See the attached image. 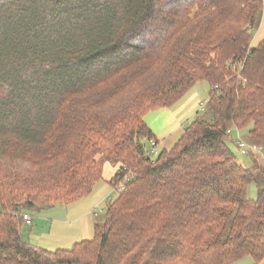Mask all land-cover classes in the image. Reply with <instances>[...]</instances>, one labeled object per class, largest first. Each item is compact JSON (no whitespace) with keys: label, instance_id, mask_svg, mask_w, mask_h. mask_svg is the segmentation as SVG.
Returning <instances> with one entry per match:
<instances>
[{"label":"trees","instance_id":"16d2710c","mask_svg":"<svg viewBox=\"0 0 264 264\" xmlns=\"http://www.w3.org/2000/svg\"><path fill=\"white\" fill-rule=\"evenodd\" d=\"M261 0H0V264L264 261V189L226 146L264 147ZM204 112L155 159L146 113L198 83ZM203 112V113H204ZM130 182L91 240L44 251L20 214L89 197L104 165Z\"/></svg>","mask_w":264,"mask_h":264},{"label":"rangeland","instance_id":"374dc122","mask_svg":"<svg viewBox=\"0 0 264 264\" xmlns=\"http://www.w3.org/2000/svg\"><path fill=\"white\" fill-rule=\"evenodd\" d=\"M261 1H263L262 19L259 26L252 31L250 45L253 47H256L260 40L264 38V0ZM208 93L209 90L207 84L205 82L198 83L190 89L189 94L183 99L175 103L173 107L166 109H169L170 113L175 115V110H178V108H181L184 105L185 114L183 115L184 119L182 118V124L184 125H182V129H185L184 127L190 125L191 119L197 112L199 113L200 118H208L205 112H201V109L206 107L205 104L208 100ZM179 115L181 114L179 113ZM178 118L180 119V117ZM159 122V124L156 123L148 126L155 135L161 134L163 131L165 132V126L162 125L161 121ZM249 129L250 127L245 130L234 128V130L230 132L229 140L226 143V146L235 156L236 162H238V164L244 169L251 171L255 176V182L242 189V199L246 201L250 199L257 200L259 193L261 192L260 190L264 189V158L254 151H249L247 155H241L240 149L235 144L237 136H239L242 141L246 142ZM236 132L239 133V135ZM170 137H172V135H167L158 139L168 140ZM160 143L158 144V141L156 140L159 152L161 151V147H159V145H161ZM250 145L261 148L264 151V147L262 148L254 144ZM104 166L102 181L94 186L89 197L80 199L72 205L61 204L52 208H47L41 213H27L31 218L32 223L26 225L21 220L23 227L22 237L24 241L28 242L30 246L44 251H55L62 249L68 250L78 242L91 240L94 234L93 223L95 221L99 224L103 223L105 209L118 197L117 193L108 184V181L113 176V170L118 167L110 164H105ZM21 215L22 214H20V219ZM232 264L254 263L249 257H246ZM259 264H264V261Z\"/></svg>","mask_w":264,"mask_h":264},{"label":"crops","instance_id":"0c3cea01","mask_svg":"<svg viewBox=\"0 0 264 264\" xmlns=\"http://www.w3.org/2000/svg\"><path fill=\"white\" fill-rule=\"evenodd\" d=\"M179 113L181 115H179ZM184 114H185L184 105L181 108H178V110H175V115L171 114L169 109H166V108H161L160 110L148 112V113L145 114V116L143 117V121L147 122V124H148L147 126L153 125V124H156V123L159 124L160 123L159 121H161L162 125L165 126V132L163 131V132H161V134H156L155 135L154 132L152 131L153 135L156 137V140L158 141V144L160 142H162V143H160L161 145H159V147H161L160 149H166V150L171 149L176 144L178 139L182 136L183 131H184V129H182L183 128L182 127V125H183L182 121L184 119V116H183ZM197 116H198V112L191 119V122ZM178 117H180V119ZM146 122H145V124H146ZM167 135L168 136L172 135V137H170L168 140H165V139H163V140L161 139L160 140V139H158V138H161V137H165ZM104 168H105V166H104ZM116 170H117V168L115 170H113V176H114Z\"/></svg>","mask_w":264,"mask_h":264},{"label":"built area","instance_id":"2783aa9c","mask_svg":"<svg viewBox=\"0 0 264 264\" xmlns=\"http://www.w3.org/2000/svg\"><path fill=\"white\" fill-rule=\"evenodd\" d=\"M205 108L201 109V112H204ZM200 112V113H201ZM234 130V129H232ZM232 130H229L227 133L229 135L231 134L230 132ZM236 131V130H235ZM237 133V132H236ZM239 135V133H237ZM236 146L240 149L241 155H247L249 151H254L259 153L263 158H264V151L261 148H258L253 145H248L246 142L242 141L239 136H237V139L235 140ZM146 156L151 159H155L159 155V150L157 149L156 141L150 140L146 147L144 148ZM123 181L119 182L117 186L113 187V190L119 194L125 189V186L130 182L129 177H124L122 179ZM21 220L26 224L30 225L32 223L31 218L27 214H22L21 215Z\"/></svg>","mask_w":264,"mask_h":264}]
</instances>
